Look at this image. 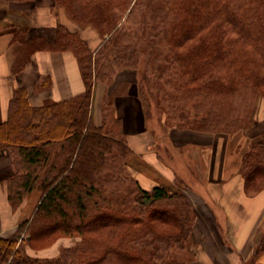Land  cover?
<instances>
[{"label":"trees","instance_id":"1","mask_svg":"<svg viewBox=\"0 0 264 264\" xmlns=\"http://www.w3.org/2000/svg\"><path fill=\"white\" fill-rule=\"evenodd\" d=\"M54 3L73 22L95 29L101 43L92 52L59 23L52 42L26 40V28L14 29L13 76L38 49L68 51L84 90L39 107L29 105L24 88L12 90L0 123V144L14 170L7 197L17 209L32 192L40 196L14 233L0 237V264H191L193 204L180 189H146L128 174L134 150L109 107L113 94H104L101 123H94L95 85H112L117 73L132 72L143 113L157 101L164 127L229 135L249 128L256 97L264 100V0ZM238 173L247 195L264 188V133L248 139ZM60 238L79 243L53 258L26 252ZM263 255L260 230L245 264H261Z\"/></svg>","mask_w":264,"mask_h":264},{"label":"crops","instance_id":"2","mask_svg":"<svg viewBox=\"0 0 264 264\" xmlns=\"http://www.w3.org/2000/svg\"><path fill=\"white\" fill-rule=\"evenodd\" d=\"M58 23L76 32L92 52L101 43L95 29L73 22L54 0H0V123L7 119L13 88H24L32 107L42 106L46 101L65 100L84 90L77 60L68 51L38 49L19 74H11L14 52L19 46L13 37L14 29L26 28V40L42 37L52 42ZM132 78V72H119L112 85L96 83L92 116L94 123L99 125L104 94H113L109 107L114 109L120 130L134 150V141L146 131L139 127L140 101L131 87ZM256 102L252 112L253 125L233 135L189 129L169 132L175 146H184L190 151L187 157L194 159L198 175L197 183L191 186L197 196L195 202L191 200L195 209L192 239L198 248L193 264H245L251 257L257 234L264 229V188L254 195H247L238 173L248 139L264 133V105L257 98L255 105ZM149 132L154 138L155 133ZM140 140L144 142L146 138ZM161 165L164 168L156 171L157 174L161 172L165 176L167 170L172 173L171 169ZM179 168L184 174L183 168ZM13 174L10 151L0 144V237L14 233L17 225L32 214L40 196L34 191L13 209L7 197V182ZM29 202L31 206L25 212Z\"/></svg>","mask_w":264,"mask_h":264},{"label":"rangeland","instance_id":"3","mask_svg":"<svg viewBox=\"0 0 264 264\" xmlns=\"http://www.w3.org/2000/svg\"><path fill=\"white\" fill-rule=\"evenodd\" d=\"M134 77H136V75H134ZM134 79L136 78H132L130 81L134 82L132 83L131 87L134 88L133 91L138 94V87ZM164 88L162 89L161 87V89L163 90L161 92H164ZM125 90L127 91V89ZM126 91L124 92L127 93ZM256 98L257 100H260L264 105V100L260 95H258ZM139 104L141 109V112L139 114V127H143V130L146 132H143L145 133L143 136L139 135V133L138 135L140 139L146 138V140L144 142H142V140L140 139L134 141V154L131 155L127 161L126 171L130 176L137 179L138 183L143 188L150 189L152 186L162 185L169 191L180 189L190 201L192 200L195 202L197 200V196L193 193L194 191L191 190V186L194 187L197 183L198 177V175L195 173V161L193 158L191 159L187 157V154H189L190 151H187L184 146L177 147L173 144L172 137L169 134V132L178 133L180 129L164 127V125L160 121L164 118V115L160 110L163 109V107L160 106L157 101H152L149 106L146 107L147 110H145L144 113L143 105H141V102ZM162 104L165 107L167 106L166 101H163ZM254 106H257V102L256 105L254 104ZM149 131H153V133H155L154 138L150 137V134L152 133ZM134 134L136 135V133ZM222 134L225 135L224 133ZM225 149H227V147H225ZM192 151L193 150H191V152ZM193 153H195V151H193ZM186 161L188 162L187 168H185L184 166ZM161 164L166 166L167 169H171L172 173L167 170V174L165 175L166 177L163 175V173L161 174V172L157 174L156 171L164 168ZM179 167L183 168L184 174L180 171ZM106 187L111 188L112 184H109ZM30 206L31 202L27 203L25 212L29 210ZM263 227L264 225L262 226V228ZM77 243H79L78 238H60L48 248L34 250L30 247H27L26 252L29 255L35 257L53 258L57 257L64 247L76 245ZM193 245L196 246V244ZM197 250L198 248L195 250V256L197 254ZM194 259H192L191 261L193 262ZM192 262L191 264H193ZM261 264H264V255L262 256Z\"/></svg>","mask_w":264,"mask_h":264}]
</instances>
